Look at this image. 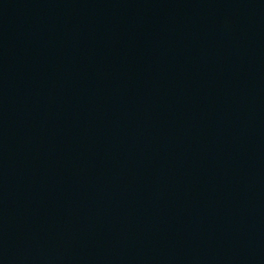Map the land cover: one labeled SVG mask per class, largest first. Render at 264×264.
Instances as JSON below:
<instances>
[{"label":"water","instance_id":"95a60500","mask_svg":"<svg viewBox=\"0 0 264 264\" xmlns=\"http://www.w3.org/2000/svg\"><path fill=\"white\" fill-rule=\"evenodd\" d=\"M0 264H264V0H0Z\"/></svg>","mask_w":264,"mask_h":264}]
</instances>
